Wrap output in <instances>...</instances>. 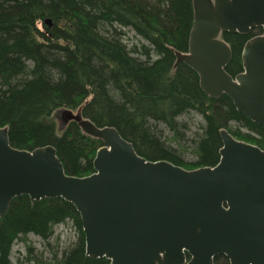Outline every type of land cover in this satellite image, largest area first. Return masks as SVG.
Returning <instances> with one entry per match:
<instances>
[{
  "label": "trees",
  "instance_id": "obj_1",
  "mask_svg": "<svg viewBox=\"0 0 264 264\" xmlns=\"http://www.w3.org/2000/svg\"><path fill=\"white\" fill-rule=\"evenodd\" d=\"M193 22V0H0V129L8 128L11 147L53 146L68 176L91 175L102 141L76 122L65 121L57 130L51 121L57 112L81 109L97 127L118 130L140 156L186 170L218 164L223 129L264 151L260 126L228 96L205 94L187 65L176 66V53L188 52ZM129 33L139 40H130ZM262 33L222 34L232 50L228 74L244 71L242 50ZM67 223L76 240L62 249L59 237L52 240ZM29 236L42 241L43 252ZM16 243L24 256L18 253L13 262ZM0 264L111 262L86 255L72 204L21 196L0 218ZM214 264L230 262L219 256Z\"/></svg>",
  "mask_w": 264,
  "mask_h": 264
},
{
  "label": "water",
  "instance_id": "obj_2",
  "mask_svg": "<svg viewBox=\"0 0 264 264\" xmlns=\"http://www.w3.org/2000/svg\"><path fill=\"white\" fill-rule=\"evenodd\" d=\"M194 22L187 65L210 97L228 96L237 111L264 130V35L242 50L244 71L226 69L232 50L222 34L264 30V0H193ZM45 23L51 26L49 19ZM83 132L102 141L94 173H65L56 149L11 147L0 129V218L12 201L62 199L80 215L86 255L111 264H264V151L220 131L223 147L214 167L186 170L149 161L114 127H97L77 113H64Z\"/></svg>",
  "mask_w": 264,
  "mask_h": 264
},
{
  "label": "rangeland",
  "instance_id": "obj_3",
  "mask_svg": "<svg viewBox=\"0 0 264 264\" xmlns=\"http://www.w3.org/2000/svg\"><path fill=\"white\" fill-rule=\"evenodd\" d=\"M128 37L130 40H133V42H134V40H136V41L139 40L135 37V34H133V33H129ZM141 43H144V42H141ZM66 112H70V111H61L59 113L57 112L52 116L51 121H53L55 123L57 130H62V124L63 123L65 124L64 113H66ZM72 112L75 114V111H72ZM195 120L200 121V117L196 116ZM58 237L61 240L60 246L62 249L70 246V244L76 240V233H75V230H74L72 224L67 223L65 225H61V226L57 227L55 229V236L52 240V243H55V238H58ZM29 240H30V243H32V245L36 248V250L38 252H43L44 244L42 243V241L38 237L29 236ZM18 253H20L22 256H24V248L22 247L21 243H16L14 248H13V253H12V261L13 262L16 261ZM45 254H46V252H45Z\"/></svg>",
  "mask_w": 264,
  "mask_h": 264
},
{
  "label": "flooded vegetation",
  "instance_id": "obj_4",
  "mask_svg": "<svg viewBox=\"0 0 264 264\" xmlns=\"http://www.w3.org/2000/svg\"><path fill=\"white\" fill-rule=\"evenodd\" d=\"M263 34V33H262Z\"/></svg>",
  "mask_w": 264,
  "mask_h": 264
}]
</instances>
